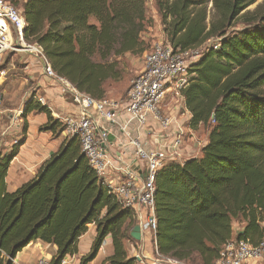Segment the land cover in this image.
<instances>
[{"label":"trees","instance_id":"16d2710c","mask_svg":"<svg viewBox=\"0 0 264 264\" xmlns=\"http://www.w3.org/2000/svg\"><path fill=\"white\" fill-rule=\"evenodd\" d=\"M10 1L25 19L24 41L40 47L57 76L94 100H104L105 84L121 77L112 58L145 52V0ZM155 2L174 50L220 39L190 66L182 92L190 126L208 127V143L198 158L165 164L155 182L158 252L186 264H214L228 242L256 245L264 239V16L227 34L257 0H212L216 17L210 24L202 0ZM33 112L48 117L40 131H64L35 95L23 119ZM27 131L24 122L22 140L0 152V264H14L35 241L53 245L57 254L50 264H62L79 253L90 225L96 237L79 264H93L109 236L114 252L104 264H138L126 249V242H135V213L109 193L77 137L67 139L32 181L7 191L6 178ZM238 221L244 227L236 233Z\"/></svg>","mask_w":264,"mask_h":264},{"label":"built area","instance_id":"2783aa9c","mask_svg":"<svg viewBox=\"0 0 264 264\" xmlns=\"http://www.w3.org/2000/svg\"><path fill=\"white\" fill-rule=\"evenodd\" d=\"M25 27L26 22L21 9L10 0H0V65L4 55L16 48V42L24 41ZM29 49L35 50L38 54L45 76L57 80L61 85L62 94L70 95L79 107L78 116L61 121L64 134L68 139L73 137L79 139L81 151L91 169L124 208L134 211L143 240L151 244L150 253L136 255L137 263L186 264L163 256L157 250L155 182L158 171L165 164L177 162L182 158L180 150L185 134L178 126L177 136L173 138L171 144L165 143L167 140L164 134L169 135L176 123L173 118L164 116L161 106L170 91H173L172 94L176 97L182 96L183 90L190 82L189 68L200 57L197 51L174 50L168 41L155 44L146 55L143 70L133 80L126 100L114 102L97 101L79 92L66 79L55 74L40 47L34 45ZM36 100L42 106H47L44 98ZM122 116L126 119L120 124ZM105 124L119 126L121 133L136 150L137 159L145 162V179L139 177L122 157L112 156L106 152L110 134L104 128ZM133 124L139 128H147L146 134L151 138L154 148H148L139 138L133 136L131 130ZM6 132L11 130H4L0 123V146L2 140L7 137ZM116 162L119 166L117 172L121 175L116 176L119 178L117 181L113 178L114 174L110 168L112 163ZM50 263L47 259H40L36 264ZM214 264H264V239L256 245L242 240H232L223 246L219 259Z\"/></svg>","mask_w":264,"mask_h":264},{"label":"crops","instance_id":"0c3cea01","mask_svg":"<svg viewBox=\"0 0 264 264\" xmlns=\"http://www.w3.org/2000/svg\"><path fill=\"white\" fill-rule=\"evenodd\" d=\"M92 23H96L95 20H93ZM34 79L37 83V88L34 89L33 93L25 95L26 98H23L17 109L0 110V123L4 127V130L10 129L14 132L13 135H11V132H6L8 138L5 142V147L13 145L14 143L12 144L11 142L12 139L14 140V137L16 138L19 134H21V137L17 141L22 140L24 122L28 125L24 145L21 147L18 156L11 163L6 178V187L9 193H14L23 185L32 181L37 176L44 163L48 161L52 155L57 153L60 147L68 139L64 132L54 135L52 132L40 131V128L48 123V117L45 114L33 112L29 114L26 119H23L22 113L26 102H28L34 95L35 99L41 97L44 98L47 101V106L51 111L53 118L60 121L78 116L80 113L79 107L74 103L72 97L70 95L62 94L59 82L45 76L42 62L41 70L35 74ZM163 108V114H166V116L171 115L169 118H173L176 123L172 130H170L171 132H169V135L164 134V138L166 137L167 140L165 143L168 145L171 144L173 138L177 136L178 126L182 128L184 134H187L182 141V149L180 150L182 158L181 160H178L177 163L183 164L190 159L198 157L197 144L199 143L195 131L197 132L198 129H201V126L198 129L196 128L197 130L194 128L192 129L190 127L191 114L182 112V110H180V112H182L180 114L178 108L175 107L172 102L165 101ZM12 112L13 114H7ZM5 117L8 118L7 121L5 120ZM125 119L126 117L122 116L119 123L123 124ZM104 128L108 130L110 134L109 145L106 147V152L112 156L122 157L127 164L132 166L133 170L139 177L145 179V162L137 159L135 154L136 150L121 133L119 126L115 124H105ZM146 129L147 128H139L136 124L131 125L133 136L139 138L141 143L148 148H154L151 138L146 134ZM191 131L194 133L190 134ZM7 151L8 150H2L1 152L4 153ZM184 159L186 160L184 161ZM110 168L114 174L113 178L117 181L119 179L118 177L121 176L120 173L117 172L119 169L117 162L112 163ZM240 230L241 229H237L235 232L237 233ZM132 232L133 229L130 231L131 237ZM95 237L96 227L95 225H90L88 232L80 239L78 246L79 253L75 256H67L64 259V264H79L81 257L90 252ZM126 249L130 257H136V255L140 253H149L151 250V244L148 241H144L142 238L141 241L135 240V242H126ZM113 252V242L112 238L109 236L106 238L104 245L93 264H104L105 261L113 255ZM56 254L57 249L53 245H48L41 241H35L20 252L14 262L15 264H36L40 259H47L51 262Z\"/></svg>","mask_w":264,"mask_h":264},{"label":"rangeland","instance_id":"374dc122","mask_svg":"<svg viewBox=\"0 0 264 264\" xmlns=\"http://www.w3.org/2000/svg\"><path fill=\"white\" fill-rule=\"evenodd\" d=\"M23 1V0H22ZM208 10V24L213 22L215 16V11L213 9L212 0H202ZM146 2V10H147V18L150 20L147 25L145 31L141 34V40L145 47V52L143 54L131 55L126 54L119 58H112L111 61H117L119 63V69L121 70V77L116 81H108L105 84V98L102 101H125L127 98V94L132 85L133 80L139 76L141 71L143 70L146 55L149 53L151 48L155 44L163 43L168 41L167 36L164 32V26L162 23L161 16L158 12L155 0H145ZM20 7V6H19ZM21 9V8H20ZM264 16V0H257V2L250 6L247 10L242 13V16L237 18L230 27L227 28V34H231L233 32H240L250 26L256 24L260 17ZM220 39L213 38L210 41L206 42L204 45L196 48L198 55L201 57L208 49L212 47H216ZM24 44L23 45H21ZM34 45L27 44L25 41L16 42V48L8 51L1 62L0 65V110H15L17 109L23 98H26V94H31L34 92V89L37 88V83L34 79L36 73L41 70V60L33 49H28L33 47ZM26 50V51H25ZM199 57V58H200ZM199 60V59H198ZM96 61H99V58H96ZM173 91L168 92L166 99L162 103V111L163 105L165 101L172 102V104L178 108V112L182 110L187 114L190 112L187 110L185 105V100L182 96H174ZM28 97V96H27ZM180 112V114L182 113ZM7 114H13L7 113ZM5 116V115H4ZM8 116V115H7ZM166 116V114H164ZM166 116V117H170ZM7 121L8 118L5 117ZM14 123V122H13ZM12 125V124H11ZM201 126V129H198ZM191 127V126H190ZM192 128V127H191ZM193 129V128H192ZM196 129V128H194ZM198 129V130H197ZM197 132L195 134L198 137L197 144V154L200 157L202 148L205 147L206 141L209 135V128L203 127V125H199L197 127ZM14 132L11 131V135ZM194 133V132H190ZM189 134V135H190ZM187 134L185 133V136ZM14 137V136H13ZM21 134L17 135L14 140L11 142L15 144V141L19 140ZM7 138L2 140V145L0 146V152L2 150H9V147H5V142ZM18 138V139H17ZM12 143V144H13ZM208 143V141H207ZM207 145V144H206ZM195 157V158H198ZM187 159V158H186ZM184 159V161L186 160ZM244 227L243 221H238L234 225V232L237 229H242ZM235 235V234H234ZM151 250L149 251V253Z\"/></svg>","mask_w":264,"mask_h":264},{"label":"water","instance_id":"95a60500","mask_svg":"<svg viewBox=\"0 0 264 264\" xmlns=\"http://www.w3.org/2000/svg\"><path fill=\"white\" fill-rule=\"evenodd\" d=\"M132 238L136 241H141L142 234H141V228L139 225H137L132 232Z\"/></svg>","mask_w":264,"mask_h":264},{"label":"bare ground","instance_id":"6f19581e","mask_svg":"<svg viewBox=\"0 0 264 264\" xmlns=\"http://www.w3.org/2000/svg\"><path fill=\"white\" fill-rule=\"evenodd\" d=\"M21 45H23V46H24V44H22V43H21ZM28 49H29V48H28ZM25 51H26V50H25ZM33 51H34V50H33Z\"/></svg>","mask_w":264,"mask_h":264}]
</instances>
